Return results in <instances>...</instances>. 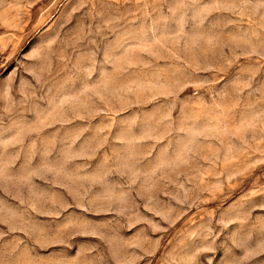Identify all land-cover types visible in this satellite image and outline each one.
Listing matches in <instances>:
<instances>
[{
    "label": "rangeland",
    "instance_id": "374dc122",
    "mask_svg": "<svg viewBox=\"0 0 264 264\" xmlns=\"http://www.w3.org/2000/svg\"><path fill=\"white\" fill-rule=\"evenodd\" d=\"M0 264H264V0H0Z\"/></svg>",
    "mask_w": 264,
    "mask_h": 264
}]
</instances>
